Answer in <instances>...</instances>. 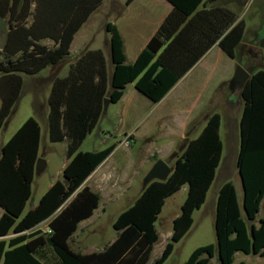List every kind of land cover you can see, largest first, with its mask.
<instances>
[{
	"label": "trees",
	"instance_id": "trees-1",
	"mask_svg": "<svg viewBox=\"0 0 264 264\" xmlns=\"http://www.w3.org/2000/svg\"><path fill=\"white\" fill-rule=\"evenodd\" d=\"M134 1L126 0V5ZM166 1L173 11L131 65L126 64L121 34L107 23L114 65L111 80L102 50L85 51L71 64L66 77L53 79L48 99L49 140L67 142L69 162L63 180L56 181L39 205L26 214L39 159L40 123L29 118L2 148L0 238L11 232L17 236L8 243L0 239V263L149 264L159 241L155 224L166 200L184 186L188 187L186 200L173 221L172 237L155 264L166 263L175 244L190 231L192 215L205 204L222 159L218 113L207 118L197 139L184 141L172 155L175 163L169 178L151 182L118 216L113 225L117 232L114 242L89 254L70 246L80 224L90 219L101 203L100 194L83 185L116 147L80 151L104 113L105 99L120 101L126 86L135 83L139 92L157 103L215 44L231 58L237 57L242 45L243 21L231 9L218 5V0ZM103 2L0 0V18L7 20L8 26L0 48V133L21 99L23 75L36 76L66 63L75 35ZM45 41L52 45L43 44ZM248 71L250 79L241 89L244 110L237 158L242 201L232 182L222 185L215 217L217 242L198 248L183 264H235L237 253L264 258V217H259L264 209V69ZM46 221L49 230L44 233L37 226Z\"/></svg>",
	"mask_w": 264,
	"mask_h": 264
},
{
	"label": "crops",
	"instance_id": "crops-1",
	"mask_svg": "<svg viewBox=\"0 0 264 264\" xmlns=\"http://www.w3.org/2000/svg\"><path fill=\"white\" fill-rule=\"evenodd\" d=\"M172 11V4L167 2L166 0H135L129 5H126V0L125 2H116V0H104L101 7L95 13H93V15H91L87 23L75 35L71 46V55L68 61H66V63H64L60 68L47 69L50 73L49 79L51 83L48 95L46 97V116L45 120H43L44 124L46 125L45 132H43L42 126L40 125L41 143L39 158H45L43 152V142L46 143V141H49L51 144L63 143L66 145V165L69 162L67 158V142L63 141L59 143H52L49 140L48 99L51 92L53 79L58 77H66L69 74L71 64L74 63L76 59H78V57H80L85 51L92 50L103 51L107 62L109 79L111 80L112 78L114 65L111 59V45L109 34L106 35L104 39L99 43V45H97V47L95 48L91 45V43L94 42L95 39H92V37L88 34L81 35L82 29L86 27V25H88L92 17L101 13L106 17L107 23H111L117 27L124 41L126 64L131 65L137 60L152 37L156 35L159 28ZM239 21L242 20L239 18ZM256 39L257 37L254 34L253 39L247 42H243L240 49H238L237 51V56H241V61L243 62L242 64L238 62V64L242 65L247 71L249 68L264 69V64L261 67H258L257 65L260 57L264 55V44L258 45V43L254 42V40ZM242 48H246L245 54L242 53ZM236 58L229 57L222 50L218 43L215 44L171 88V90L163 97V99L157 103H154L147 96L139 92L136 88L135 83L128 84L125 88V93L121 100L116 103L110 102L108 108H104V113L101 116V119L99 120L97 126L87 136L85 141L90 135L94 133L97 128L100 127L101 123L104 124V122L111 120L118 121L117 124H113L114 127L112 129L114 130V133H111L109 131L110 127L103 126V129L99 128L103 133L104 138L109 139L113 135H116V138L118 136H122L123 139L112 144L116 145L112 154L90 175L83 187L88 186L95 192L91 185L92 180H96L98 182L100 179H103L104 175H106V178L102 180L101 184L102 186L107 188V195H109L107 197L108 199H110V202H113L116 198H118V196L121 195V193L119 192L117 195H114L117 188H113L112 183L110 184V173L109 171H106V166L109 167V170L114 168L118 172L121 183L129 184L126 185L124 191L127 188L130 189V184L135 182L136 175L138 176L139 172L134 171L135 176L131 179V177L128 175L129 168L136 167L138 165L139 168H141L142 166H147L150 170L157 162V160L151 162V158L155 157L156 154L159 155L160 159L164 161L166 160L165 162L171 168H173L175 162L169 163L167 161V158H169L174 152H179L182 145L184 144V141L190 142L197 139L206 127L207 118L215 113L221 115V126L224 120L229 122L232 128L231 131L233 134V143H236V138L240 130V122L244 110V101L241 96V90L234 92L230 89V81L233 76L234 68L237 65ZM249 74L251 76L250 72ZM109 87H111L110 82ZM7 125L3 127L0 133V159L2 156V148L15 134V132H10L9 134H7V136H5L3 140H1V137ZM137 135H139V137H141L144 142L149 144L153 143V148L150 153L146 155H139L138 158L133 159L134 157L133 155H131V149L138 142L139 138H137ZM158 140L162 143L157 144ZM83 144L80 147L81 152L100 151H83ZM121 150V153L125 152V154L123 155L126 159L120 164L108 165L109 162L115 157V155ZM220 166L217 170L216 178L210 190L218 179V173L221 169ZM225 183L226 182H222L215 188L213 196L211 197L213 208H216L217 206V197L219 190ZM185 188L187 189L186 191L188 193V187L184 186L177 194L166 200L165 206L167 205L168 200L173 199L180 192L184 191ZM143 189L144 188L140 189L138 194L134 197L131 202L132 205L140 196ZM236 189L239 200L242 201V189L240 188V192L237 187ZM210 190L208 192L207 199L204 205H206L209 200ZM31 201L32 197L26 205L24 214L29 212L31 209L36 208L40 203L39 201L37 204L29 208V204ZM100 209L101 205L90 219L80 224L78 231L72 236L70 242H72L78 236V233L80 231H84L91 225V221H93L94 217L100 211ZM104 211L105 210H103V212ZM3 214L4 210L0 207V218L3 216ZM48 224L49 221H46L38 225L37 229L41 230L42 228H44L43 226L46 225V230H43V232L46 233L49 230ZM16 236V233L11 232L10 234L0 239L5 240L8 243ZM7 249L10 248H8L7 246ZM79 251L82 254H89L94 252L92 250H78L77 252ZM0 264L3 263L1 262Z\"/></svg>",
	"mask_w": 264,
	"mask_h": 264
},
{
	"label": "rangeland",
	"instance_id": "rangeland-1",
	"mask_svg": "<svg viewBox=\"0 0 264 264\" xmlns=\"http://www.w3.org/2000/svg\"><path fill=\"white\" fill-rule=\"evenodd\" d=\"M117 1L125 2V0H116V2ZM217 2L218 5L227 7L234 11L243 21L245 25L243 42L252 40L253 35L255 34L257 39L254 40V42L258 43V45L264 44V0H218ZM106 25L107 22L104 15L101 13L94 15L88 25L82 29L81 35L88 34L92 37V39H95V41L93 40L94 42L91 43L92 47L95 48L104 39V37L108 35ZM7 31V20H2L0 18V48L4 44ZM43 44L51 46L52 42L45 41ZM242 53H246V48H242ZM236 60L237 65L234 68L232 79L234 78L237 66L239 65L238 62L240 64L243 63L241 61V56H237ZM263 64L264 55L260 57L257 65L258 67H261ZM49 76L50 73L47 69L40 75L32 77L23 75L24 88L21 99L16 106L14 114L8 121V125L1 137V140H3L10 132L16 133L31 117L35 118L40 123L43 132H45L46 125L43 120H45L46 116V97L51 83ZM117 123L118 121L116 120L107 121L104 122V124L101 123L99 128L103 129V126L110 127L109 131L114 133V130L112 129L114 127L113 124ZM99 128H97L84 142L82 147L83 151H101L111 146L113 143L123 139L122 136H118L116 138V135H113L109 139H105ZM231 129L232 128L229 122L224 120L220 128V137L222 143L224 144L220 166L221 169L219 170V176L216 183L210 190L209 200L204 207L202 206L200 209L194 211L192 215L193 225L190 231L180 242L175 244L172 256L164 264H183L198 248L214 245L217 242L215 233L216 208L212 207L211 197L213 196L215 188L222 182H232L239 189V192L241 188L240 175L237 169V158L241 143L240 130L236 138L237 142L233 143L234 141ZM137 136V138H139L138 142L131 149V155L134 157L133 159L138 158L139 155H146L150 153L153 148V143H146L141 137H139V135ZM160 143L162 142L158 140L157 144ZM43 152L45 155L44 160L46 161V168L43 172H35L33 196L32 201L29 204V208L37 204L56 181L63 180V170L66 165V145L63 143L51 144L49 141H46V143L43 142ZM121 152L122 150L115 155L108 165H117L123 162L126 159L123 155L125 152ZM172 155L167 158L169 163L175 162V160L172 159ZM156 159H160L158 154L151 158V162ZM105 168L106 171H109L110 173V184L112 183L113 188H117L114 195H117L119 192L121 195L113 202H110V199L107 197L109 196L107 195V188L101 184L102 180L106 178V175H104L103 179H100L98 182L96 180H92L91 185L93 189L101 196V209L96 214L93 221H91V225L84 231H80L78 236L70 242V246L74 251H101L116 239L117 232L113 227L116 219L124 210L132 205V200L138 194L140 189L143 188L145 176L151 170H149L147 166L139 168L138 165L136 167L129 168L128 175L131 179L135 176L134 171L139 172V175H136L135 182L130 184V189L127 188L124 191L126 185L129 184L121 183L118 172L114 168L110 170L108 166ZM186 190L187 189L185 188L184 191L180 192L173 199L168 200L167 205L164 207L162 214L156 222L155 225L159 234V241L154 247L149 264H155V261L162 255L166 245L170 241L173 233V220L180 214L181 206L187 197ZM103 210L105 211L103 212ZM259 217H264V209L261 211ZM43 227L44 228L41 230H46V225ZM236 256L235 264L242 261L247 264H262L264 262V258L259 256H248L243 253H237Z\"/></svg>",
	"mask_w": 264,
	"mask_h": 264
},
{
	"label": "water",
	"instance_id": "water-1",
	"mask_svg": "<svg viewBox=\"0 0 264 264\" xmlns=\"http://www.w3.org/2000/svg\"><path fill=\"white\" fill-rule=\"evenodd\" d=\"M250 79L249 72L242 66L238 65L234 78L230 82L232 91H240L245 83ZM110 104L109 99H105L104 108L107 109ZM46 168V161L44 158H39L36 164V171L43 172ZM172 173V168L162 159H159L147 173L143 181V188L145 189L151 182L166 181Z\"/></svg>",
	"mask_w": 264,
	"mask_h": 264
}]
</instances>
